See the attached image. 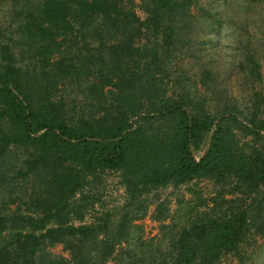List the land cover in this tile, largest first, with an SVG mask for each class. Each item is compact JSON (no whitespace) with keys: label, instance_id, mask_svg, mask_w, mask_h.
Here are the masks:
<instances>
[{"label":"trees","instance_id":"16d2710c","mask_svg":"<svg viewBox=\"0 0 264 264\" xmlns=\"http://www.w3.org/2000/svg\"><path fill=\"white\" fill-rule=\"evenodd\" d=\"M140 1L144 20L133 0H0V264L263 258V246L243 250L264 238L259 53L242 47L248 92L239 105L202 51L198 83L175 70L216 32L213 15H192L191 0ZM110 172L124 189L121 208L72 225L92 205L83 189ZM199 181L215 187L209 202L189 190L175 212L183 223L162 224L160 238L144 242L135 222L148 196ZM168 211L159 200L155 221ZM55 245L69 260L47 251Z\"/></svg>","mask_w":264,"mask_h":264},{"label":"rangeland","instance_id":"374dc122","mask_svg":"<svg viewBox=\"0 0 264 264\" xmlns=\"http://www.w3.org/2000/svg\"><path fill=\"white\" fill-rule=\"evenodd\" d=\"M190 6L191 14L199 19H208L204 12L212 14L215 20L216 32L207 34L206 40H202L205 43L202 46L198 45V52L195 55L180 56L176 61L175 70L186 74V77H189L190 81L198 83L197 64L206 62L207 58L213 59L216 70L220 75V82L224 84L227 98L235 100L237 104L242 105L247 97L248 86L238 71L237 63L242 53V47L246 43H249L259 53L261 74L259 89L264 96V0H191ZM132 9L141 20L145 19L146 15L142 9L140 0H133ZM200 52L206 56H204L205 58L202 61L198 62L195 60V56H199ZM191 189L199 192L202 199L206 201L215 192V187L212 183L199 181L177 189H172L171 187L159 189L148 196L146 199V214L143 219L135 222V224L140 225L143 229L142 240L144 242L158 240L161 235L160 226L175 222V212L179 202H188L193 198V195L189 192ZM83 193L85 194L84 196L89 195L92 205L90 202H86V207L80 212V219L75 215L71 216L70 223L74 226L92 224L105 212L110 211L113 213L118 211L125 199L119 175L111 172L103 175L101 184L88 186V188L83 189ZM79 196L80 194L73 200L75 205H78L77 199ZM159 200H166L168 202V215L162 223L155 221L153 213L155 205ZM10 210L13 212L14 207H10ZM183 221V218H177L175 223L180 224ZM249 242L243 246V250L246 253L254 247H264V238H254L253 241L249 240ZM118 249L119 247H117ZM47 251L55 256L69 260L68 252L61 245L48 247ZM262 254L263 258L260 263L255 261V264H264V250ZM116 258L117 256L114 254L109 259L108 264H114ZM121 259V264H126L124 258ZM219 264L238 263L237 259L230 255L222 258Z\"/></svg>","mask_w":264,"mask_h":264}]
</instances>
